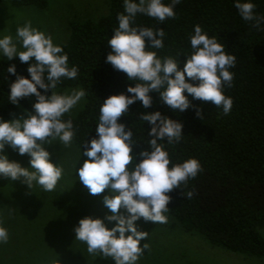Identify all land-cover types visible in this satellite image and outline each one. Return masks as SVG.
I'll use <instances>...</instances> for the list:
<instances>
[{
	"label": "clouds",
	"instance_id": "9594fccd",
	"mask_svg": "<svg viewBox=\"0 0 264 264\" xmlns=\"http://www.w3.org/2000/svg\"><path fill=\"white\" fill-rule=\"evenodd\" d=\"M180 2L123 0L124 12L117 14L118 26L112 29L113 34L107 40L111 51L105 62L125 73L134 86L126 87L127 94L109 95L102 101L95 125L96 135L80 146L79 160L81 155L85 159L75 168L78 179L89 194L97 195L108 189L110 195L106 194L102 200L108 214L103 219L90 216L79 219L73 227L75 239L86 244L89 254L105 260L111 258L114 264H136L147 248L146 243L138 246L139 242L148 233L139 231L135 222L142 218L153 223H167L164 213L168 212L167 205L171 201L168 193L180 189L182 183L195 178L201 170L194 158L169 167L168 152L160 141L179 142L180 122L159 111L141 113L139 120L150 125V138L147 147L137 153L132 147L137 142L132 128L118 118L128 113L129 106L136 101L145 109L151 107V91H156L161 102L178 112L190 106L185 92L193 99L211 101L221 107L225 115L232 108V98L224 94L223 88L225 85L231 87L233 73L229 69L235 67V56L226 54L224 45L216 37H209L195 25L189 36L192 51L185 55L181 69L176 58H161L151 50L164 47L162 29L153 30L134 23L137 14L161 22L173 18L175 5ZM233 5L243 20L253 22V27L259 30L264 25V16L254 13L255 5L251 0H233ZM17 42L23 50L17 48ZM0 56L9 60L18 57L21 63H27V77L18 74L14 64L7 67L6 71L15 76L8 85V101L18 106L22 98H35L31 111L24 109L20 117L0 119V175L12 180L23 177L30 188L35 182L43 190L53 191L63 169L51 162V153L44 145H50L51 140H59L65 146L70 144L75 135L73 123L63 117L85 95L83 89H73L68 94H57L53 89L62 77L76 78L78 70L68 66V56L62 47L54 44L51 36L33 28L30 22L17 28L15 40L10 35L0 37ZM196 115H200L199 110ZM6 146L19 155L27 154L29 166L22 167L19 162L10 161L4 152ZM185 195L190 199L193 192ZM105 221L115 223L108 227ZM8 238L7 229L0 227V243L7 242Z\"/></svg>",
	"mask_w": 264,
	"mask_h": 264
},
{
	"label": "trees",
	"instance_id": "16d2710c",
	"mask_svg": "<svg viewBox=\"0 0 264 264\" xmlns=\"http://www.w3.org/2000/svg\"><path fill=\"white\" fill-rule=\"evenodd\" d=\"M1 1V0H0ZM165 4L170 0H163ZM254 13L264 16V0H251ZM17 6L46 7V0H13ZM106 15L97 20L72 21L69 36L59 44L68 56V66L78 70L74 79L61 78L56 88L79 87L84 90L83 105L71 119L75 135L71 141L80 150L81 144L94 137L99 107L109 95L126 93L134 86L126 74L115 70L105 57L111 51L107 44L112 29L118 26L117 14L123 13V0H108ZM175 16L163 22L137 14L135 25L164 31L157 55L176 58L183 68L185 55L192 50L189 36L199 25L209 37L224 45L226 54L235 56L231 87L223 92L232 98L231 111L225 115L211 101L193 99L184 93L190 106L183 112L172 110L151 91V107L139 101L128 108L119 122L133 130L137 142L134 152L147 147V122L139 120L143 112L159 111L182 124L179 142L160 141L168 152L170 165L189 158L196 159L201 170L193 179L182 183L168 195L171 201L166 214L185 232L201 236L210 246L250 258H264V25L258 30L251 21L243 20L233 0H181L175 5ZM145 38V48H148ZM14 64L16 72L25 77L27 63L18 57L0 60V119L9 120L19 109L31 110L34 97L22 98L19 105L8 101L9 83L15 76L6 71ZM186 79H188L186 77ZM198 83V82H193ZM39 90V89H38ZM43 91V90H40ZM127 94V93H126ZM199 110L200 115L196 112ZM6 150L13 149L5 147ZM83 151V146L81 147ZM131 167V165H129ZM188 191L193 192L189 199Z\"/></svg>",
	"mask_w": 264,
	"mask_h": 264
},
{
	"label": "rangeland",
	"instance_id": "374dc122",
	"mask_svg": "<svg viewBox=\"0 0 264 264\" xmlns=\"http://www.w3.org/2000/svg\"><path fill=\"white\" fill-rule=\"evenodd\" d=\"M46 7L17 6L13 0L0 1V37L14 38L18 27L30 22L33 28L51 36L54 44L65 42L72 21H95L108 12V0H46ZM17 48L20 44L17 42ZM0 60L8 58L0 56ZM79 87L55 88L57 94H68ZM83 105L82 99L64 119H72ZM24 109L14 112L10 119L20 117ZM31 111V110H29ZM44 145L51 153V162L58 163L63 172L53 191H45L33 182L31 188L21 177L12 180L0 175V227L8 232L7 242L0 243V264H114L89 254L86 244L75 239L73 227L79 219L90 216L103 219L108 209L103 197L108 189L91 195L78 179L75 168L82 163L80 150L72 142L65 146L59 140ZM10 161L29 166V156L4 149ZM83 152V151H81ZM79 160V161H78ZM32 169H29L31 171ZM120 211H124L120 209ZM167 223H153L142 218L137 229L148 233L138 246L147 248L136 264H264V258H250L210 246L201 236L185 232L166 213ZM111 227L115 222L108 223ZM264 238V229L260 230ZM127 235V233H126Z\"/></svg>",
	"mask_w": 264,
	"mask_h": 264
}]
</instances>
